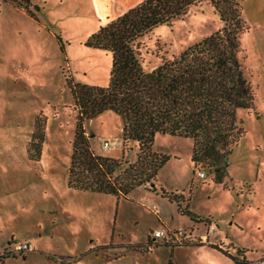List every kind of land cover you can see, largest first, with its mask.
<instances>
[{"label": "rangeland", "instance_id": "rangeland-1", "mask_svg": "<svg viewBox=\"0 0 264 264\" xmlns=\"http://www.w3.org/2000/svg\"><path fill=\"white\" fill-rule=\"evenodd\" d=\"M238 2L247 26L241 57L256 106L238 112L243 132L221 180L208 165L195 168L191 138L156 136L154 150L170 155L157 190L140 186L120 197L130 204L120 203L118 219L127 221L125 236L132 241L145 240L150 228L180 232V239L161 238L147 249L149 242L118 241L117 196L68 186L76 110L67 78L105 86L113 62L111 52L85 43L102 23L95 0H31L33 13L0 0V255L13 252L17 242L34 247L2 264H167L171 257L172 264H236L213 245L233 255L245 250L248 260L264 257V0ZM222 26L219 11L198 0L140 38L143 67L154 69L163 57L179 55ZM39 117L42 140L34 138ZM85 127L97 153L123 160L118 172L137 159V143L124 146L118 113L106 111ZM106 139L114 142L109 149L102 144ZM162 189L183 195V207L207 220L183 214Z\"/></svg>", "mask_w": 264, "mask_h": 264}, {"label": "trees", "instance_id": "trees-1", "mask_svg": "<svg viewBox=\"0 0 264 264\" xmlns=\"http://www.w3.org/2000/svg\"><path fill=\"white\" fill-rule=\"evenodd\" d=\"M6 1H14L33 13L31 0ZM207 1L219 11L223 26L179 55L163 57L152 70H146L139 58L140 38L155 27L183 16L198 0H143L101 24L87 38V46L111 52L113 62L105 86L67 78L76 110L70 188L118 198L127 197L140 186L153 185L152 189L157 190L159 172L170 160V155L153 148L158 134L191 138L195 168L208 165L218 180L228 174L229 155L243 132L238 112L255 108L256 92L241 57L240 37L247 26L238 0ZM106 111L121 115L124 146L129 141H135L138 146L137 159L120 172L123 160L97 153L86 132V120ZM36 125L34 138L42 140L43 119L39 117ZM162 192L178 202L183 214L196 221L207 220L183 207V195L163 189ZM153 244L150 241L147 249ZM213 246L236 264H255L247 259L245 250L238 249V255H233L219 245ZM13 253L0 255V264Z\"/></svg>", "mask_w": 264, "mask_h": 264}, {"label": "crops", "instance_id": "crops-1", "mask_svg": "<svg viewBox=\"0 0 264 264\" xmlns=\"http://www.w3.org/2000/svg\"><path fill=\"white\" fill-rule=\"evenodd\" d=\"M142 1L143 0H95L96 13H97L96 15H97L99 21H102L101 24H105V23L117 18L118 16L122 15L128 9H130L131 7L139 4ZM113 143L114 142L111 141V145ZM145 201H147L148 203H153L149 198H147ZM121 202L130 204L129 203L130 201L127 198H118L117 208H116L117 214H116V218H115L116 228H117L116 237H118V241L120 243H133V244H140V243L144 244V243H146V242L148 243L150 241L156 242L158 239H155V236L153 235V231L154 230H158L159 228H155V229L154 228H150L149 231L147 232V238L145 240H143V241H132V239L129 240L125 236V230H126V227H127V221L126 220L121 221L120 219H118L119 213L120 212L124 213L122 211V209L120 210V203ZM175 248H177V247H175ZM175 248H173L172 251H174ZM79 251H83V250H79ZM263 255H264V253H263ZM70 256H74L75 257V253L70 254ZM80 259H82V258L79 257L75 261H78ZM257 260L254 259V260H250V261H257ZM167 264H170V261H168Z\"/></svg>", "mask_w": 264, "mask_h": 264}, {"label": "built area", "instance_id": "built-area-1", "mask_svg": "<svg viewBox=\"0 0 264 264\" xmlns=\"http://www.w3.org/2000/svg\"><path fill=\"white\" fill-rule=\"evenodd\" d=\"M102 144H103V147L105 149H108L111 146V141L106 139L103 141ZM198 175L201 178H205V176H206L205 172H199ZM179 233L180 232H178V233L170 232V231L165 230V229H158V230L153 231V235L155 236V239H161L162 238V239H167L169 241L173 240V239H180ZM33 250H34V247H33L32 243H30L29 241H25V242H17L13 252L26 253V252H30ZM255 264H264V259H260L258 261H255Z\"/></svg>", "mask_w": 264, "mask_h": 264}]
</instances>
